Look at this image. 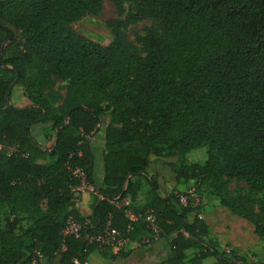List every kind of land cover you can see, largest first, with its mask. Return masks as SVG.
<instances>
[{
    "label": "trees",
    "instance_id": "trees-1",
    "mask_svg": "<svg viewBox=\"0 0 264 264\" xmlns=\"http://www.w3.org/2000/svg\"><path fill=\"white\" fill-rule=\"evenodd\" d=\"M104 1L0 0V52L10 40L0 61V143L16 146L0 152V208L9 214L0 221V264H32L36 251L43 264H87L97 252L109 258L113 248L90 239L109 228L141 246L149 214L167 242L157 264H258L236 247L219 252L202 200L183 207L181 195L161 192V174L149 171L162 165L177 179L207 180L220 207L264 245V0H137L126 21L106 22L107 45L70 29L101 13ZM111 1L122 13L124 0ZM144 18L157 26L140 38L142 57L124 28ZM17 74L30 103L21 108L10 93ZM60 82L65 96L55 92ZM104 117V180L95 188L102 198L94 195L84 216L73 173L82 169L94 187L87 142ZM37 124L47 126L51 146L32 135ZM201 147L206 164H189L187 155ZM233 180L249 196L262 195L258 212L253 199L226 193ZM143 181L151 187L144 206ZM127 198L138 217L130 231L117 206ZM70 218L83 226L78 237L65 234Z\"/></svg>",
    "mask_w": 264,
    "mask_h": 264
},
{
    "label": "rangeland",
    "instance_id": "rangeland-1",
    "mask_svg": "<svg viewBox=\"0 0 264 264\" xmlns=\"http://www.w3.org/2000/svg\"><path fill=\"white\" fill-rule=\"evenodd\" d=\"M140 3L137 0H124L123 1V12L120 13L116 5L111 0H105L102 6V11L98 15H89L85 18H83L80 22H77L75 24H72L70 26V29L75 32L76 34L87 36L88 38L97 41L101 44H109L112 40L111 33L106 28V22L111 20H118L121 22L126 21L129 14H135ZM157 23L151 19V18H144L140 20L139 22L127 25L124 28V36L125 39L133 45L135 50L138 52V54L142 57L145 56L143 46L140 43V38H142L146 30L151 27H156ZM66 83L60 82L57 84V87L55 89V92L59 96H65L66 93ZM30 103L26 99V92L25 89L17 85L14 87L12 92V105L15 107H26ZM110 121V118L104 117L102 119V126L100 128L99 133H97L93 138L88 137L89 143H91V146L95 143L97 149L102 151L103 153L106 151V145H105V126L104 124L108 123ZM47 126L43 124H37L32 127V135L35 137V139L41 143L45 148L48 146H51L52 143L47 141V138L45 136V128ZM16 149V146L10 145V144H1L0 143V152L7 156L10 153H12ZM208 156H207V147H201L197 148L193 151H191L187 155V161L189 164L194 163L197 165H205L207 162ZM101 164L98 162V165ZM97 165V166H98ZM158 169L164 170L165 176L167 180L175 181L177 183L176 190L177 194L184 195L188 192L195 190L202 199V209L204 212H210L212 208L219 205L221 203V197L217 196L213 192V190L209 187V183L207 180L203 178H197V179H186L181 178L177 179L176 174L173 172L171 168H168L167 166L162 165H156ZM97 174V173H96ZM98 178V174L96 175ZM144 192V198L142 199L149 201V194L151 192L149 185L143 181V190ZM146 192V193H145ZM227 194L231 196H241L245 198L253 199L255 202V211L258 212L260 209V202L262 195L258 194L255 196H249L247 192V186L243 182H237L236 180L230 181L227 185ZM147 196V197H146ZM8 212L2 208H0V221H3L6 217H8ZM22 225L26 227L28 225V222L26 219H22ZM161 238L156 240L158 242ZM165 240V239H163ZM155 242V241H154ZM153 243L154 244H156ZM252 245V243L250 244ZM232 247H234L231 244H222L221 248L219 249V252H229L232 250ZM256 247V245H255ZM252 249L249 253H247L248 259L251 260L254 263L258 264H264V246L259 243L257 247ZM146 247L138 243H131L126 247L123 248H113L110 252L109 258H104V264H127L125 259L129 257V255L134 254L136 251H139L140 249H145ZM228 250V251H227ZM197 253L196 250H189L188 260L194 257V255ZM98 252L93 254L94 257H99ZM92 256V257H93ZM216 262L215 258H210L205 261V264H214ZM43 263V261H42ZM90 264H98V260H92ZM141 264V263H138ZM143 264H149V262H145ZM155 264V262L153 263Z\"/></svg>",
    "mask_w": 264,
    "mask_h": 264
},
{
    "label": "crops",
    "instance_id": "crops-1",
    "mask_svg": "<svg viewBox=\"0 0 264 264\" xmlns=\"http://www.w3.org/2000/svg\"><path fill=\"white\" fill-rule=\"evenodd\" d=\"M93 145H95V143ZM93 145L92 151L95 158L94 187L99 189L103 186L104 180L103 152ZM98 162H100L101 164L98 165ZM96 173L98 174V178L96 177ZM155 173H160L162 176V181L160 182L161 192H173L176 190L177 183L175 181H171V179L167 180L164 170L162 171L158 169L156 165H153L150 168L149 176H152ZM143 198L144 192L142 191L139 202L144 206L146 202L145 200L142 201ZM94 199V195L90 192L81 194L80 199L77 201V206L84 216H88L91 213ZM204 213L208 215L211 214L209 218L211 221L210 226L213 230V234L221 241L222 244H231L234 247L238 248L239 251L243 252L244 254H247L252 249H254L255 245L256 247L257 245H259L260 241L258 240V238L253 235L251 230L247 231L250 229L249 225L233 216L226 209L220 207V204L212 208L210 212L208 211L207 213ZM251 243L252 245H250ZM152 247L153 249L150 251H148L147 248L136 251L134 254L129 255V257H127L125 261L127 262V264H143L145 262H149V264H153L154 262L155 264L159 263L162 259L165 258L167 254V242L163 239H160ZM92 256L89 258L88 264H90L92 260L96 259L98 260V264H104L105 259L102 258L100 254L97 258Z\"/></svg>",
    "mask_w": 264,
    "mask_h": 264
},
{
    "label": "built area",
    "instance_id": "built-area-1",
    "mask_svg": "<svg viewBox=\"0 0 264 264\" xmlns=\"http://www.w3.org/2000/svg\"><path fill=\"white\" fill-rule=\"evenodd\" d=\"M73 174L80 181V186L74 189L76 193L82 194L85 192H90L93 195L102 198V196L95 190V187L90 185V183L87 181V176L82 169L77 168ZM201 200L202 199L200 195L195 190H192L187 194L180 196V203L183 207L199 208L201 205ZM117 206L119 208H125L124 210L125 215L130 222L129 231L132 230L133 228L132 224L138 221V217L136 216V214L132 209L131 200L127 198L122 203L117 204ZM199 216L200 218H202L203 216L202 212L200 213ZM145 222L147 223V227L150 230V233L147 236L143 237L141 243L144 246H148L152 244L154 241L159 239L160 230L155 224V217L153 214H149L145 219ZM82 228L83 226L80 223L75 221L73 218H70L66 225L65 234H71L78 237L80 235V231L82 230ZM90 241L97 242L99 243L100 246H106L110 248H123L133 243L130 237L122 236L116 230L109 228H107L102 234L93 236L90 239ZM35 254H36V259L33 261L32 264H41L42 261H44L43 255L39 251H36ZM74 263L80 264L77 260H75Z\"/></svg>",
    "mask_w": 264,
    "mask_h": 264
},
{
    "label": "water",
    "instance_id": "water-1",
    "mask_svg": "<svg viewBox=\"0 0 264 264\" xmlns=\"http://www.w3.org/2000/svg\"><path fill=\"white\" fill-rule=\"evenodd\" d=\"M12 37H13V34H11L10 39H11ZM9 42H10V40L7 41V42L2 46V49H1V52H0V61H2L3 52H4L5 48H6V46L9 44ZM6 68H9V67H6ZM9 69H10V68H9ZM18 81H19V74H17V78H16L15 82H14V83L12 84V86H11L10 93L13 91V89H14V87L16 86V84H17ZM9 102H10V101H9ZM10 104H11V102H10ZM69 118H70V116L68 115V116H67V119H66L67 122L69 121ZM44 119H45V117H44ZM100 126H101V123L98 124V126H97L95 132H94L92 135L89 136L90 139L93 138V136L98 132ZM87 145L89 146V141L87 142ZM52 152H54V150H52Z\"/></svg>",
    "mask_w": 264,
    "mask_h": 264
}]
</instances>
